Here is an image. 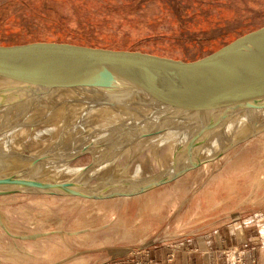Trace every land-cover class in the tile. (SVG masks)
Returning <instances> with one entry per match:
<instances>
[{
	"label": "rangeland",
	"instance_id": "1",
	"mask_svg": "<svg viewBox=\"0 0 264 264\" xmlns=\"http://www.w3.org/2000/svg\"><path fill=\"white\" fill-rule=\"evenodd\" d=\"M263 26L264 0H0L1 45L57 41L189 61ZM67 99L77 118L85 116L86 104L77 95ZM88 115L101 118L87 124L102 125L112 113ZM14 124L8 130L10 146L24 159L0 156V169L28 166L34 175L44 173L42 166L38 170L43 160L60 157V140L67 145L80 131L38 138L43 130L74 124L47 112L28 114ZM6 132L0 133V151ZM227 135L219 158L138 196H0V264H115L143 240L178 239L206 224L264 223V118L252 125L239 122ZM158 136L133 141L103 168L105 176L103 169L96 174L107 177L114 169L115 181H121L166 169L179 141L157 145L151 139ZM92 164V154L83 151L68 168L89 171Z\"/></svg>",
	"mask_w": 264,
	"mask_h": 264
},
{
	"label": "water",
	"instance_id": "2",
	"mask_svg": "<svg viewBox=\"0 0 264 264\" xmlns=\"http://www.w3.org/2000/svg\"><path fill=\"white\" fill-rule=\"evenodd\" d=\"M85 89L126 96L142 106L157 108L171 125L191 126L195 135L176 149L166 169L134 180L74 177L50 181L28 173V166L0 169V196L129 198L216 160L225 150L227 131L264 112V26L189 61L57 41L0 44L1 118L47 112L73 123L95 122L101 117L77 118L67 99ZM14 125L2 127L0 133ZM214 140L219 145L217 151L202 156ZM0 156L24 159L5 150ZM39 160L42 158L32 160L29 166Z\"/></svg>",
	"mask_w": 264,
	"mask_h": 264
},
{
	"label": "bare ground",
	"instance_id": "3",
	"mask_svg": "<svg viewBox=\"0 0 264 264\" xmlns=\"http://www.w3.org/2000/svg\"><path fill=\"white\" fill-rule=\"evenodd\" d=\"M77 96L79 97L80 101L86 104L83 114L88 115L94 111L102 110L108 112V114L112 113V115L109 116L107 121H105L102 125H93L91 123L87 124L86 122L83 123L82 121L74 123L71 126L60 124L54 129V131L43 130L42 133L37 135L38 138L44 139L47 135L50 137H59L63 131L65 134V132L68 133L70 131L76 130L77 128L80 130L76 136L71 137L67 145L62 146V141L60 140L58 146L60 147V150L64 149L62 153L59 151L60 157L57 159H53V157H51L49 160H43L44 163L39 166L38 170H40L41 166L44 168V173L41 175V177L45 180L58 181V179L67 180L74 177L84 180L88 177H91L102 180L110 179L114 181L118 179V175L114 173V169H111L107 177H104L107 174V169L103 168H105L110 163V161L114 160L118 154L122 152V150H124L127 146H130L133 141L144 139L147 135L151 134V136L161 135L151 139L152 142L158 145L166 141L176 142L178 140L179 143L174 150L175 152L176 149L188 141L191 136L195 135V128L193 130L191 126L171 125L168 122V118L163 116L162 111H159L154 107L142 106L126 96L112 93H103L91 89H85ZM23 117L25 116L12 117V115H10L9 117L5 118L0 117V125L3 127H6V125H13L14 123L22 121ZM257 118H264V112L254 118L252 117L246 120L245 122L247 125H252L253 121ZM86 128H90V131L83 137L82 134ZM231 130L232 129L229 131ZM7 132V135H5L6 147L3 148V150L11 153L21 154L19 152L20 150L16 151L15 149H11V132ZM188 133H190L189 137ZM50 137H48V139ZM225 140V142H228L229 137ZM78 141L79 143H76ZM218 146L217 140L212 141L208 148L202 151L201 155H212L217 151ZM80 151H88L92 154L93 166L91 170L81 171L68 168V164H66V162L70 157L69 155H66V153L71 152L72 154H75ZM99 169H103L101 173L102 175L105 174L104 176L96 174V170ZM28 173H30V171ZM145 175H148V173L138 177Z\"/></svg>",
	"mask_w": 264,
	"mask_h": 264
},
{
	"label": "crops",
	"instance_id": "4",
	"mask_svg": "<svg viewBox=\"0 0 264 264\" xmlns=\"http://www.w3.org/2000/svg\"><path fill=\"white\" fill-rule=\"evenodd\" d=\"M133 250L115 264H264V223L206 224L178 239L143 240Z\"/></svg>",
	"mask_w": 264,
	"mask_h": 264
},
{
	"label": "built area",
	"instance_id": "5",
	"mask_svg": "<svg viewBox=\"0 0 264 264\" xmlns=\"http://www.w3.org/2000/svg\"><path fill=\"white\" fill-rule=\"evenodd\" d=\"M172 256V255H171Z\"/></svg>",
	"mask_w": 264,
	"mask_h": 264
}]
</instances>
